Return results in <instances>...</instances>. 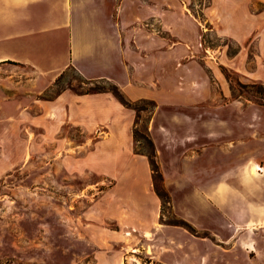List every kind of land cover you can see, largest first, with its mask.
Masks as SVG:
<instances>
[{
	"label": "rangeland",
	"instance_id": "1",
	"mask_svg": "<svg viewBox=\"0 0 264 264\" xmlns=\"http://www.w3.org/2000/svg\"><path fill=\"white\" fill-rule=\"evenodd\" d=\"M185 6L197 28L181 11L183 41L174 51L173 43L160 41L166 31L159 30L156 18L144 20V45L150 41L144 75L146 66L157 67L166 95L154 123H164L182 157L189 153V136L206 129L228 137L247 138L254 130L264 135L263 2L186 0ZM150 32L152 37L146 36ZM33 77L23 64H0V264H264V226L234 230L230 222L222 234L211 236L177 222L172 196L181 198L183 188L173 184L181 170L172 165L163 180L152 178L151 189L157 196V189L167 193V199L158 196L159 222L170 226L163 233L149 230L151 239L145 241L144 177L142 186L130 185L134 173L128 163L131 151H141L150 165L149 146L141 135L134 138L133 129L150 138L156 107L144 110L149 107L144 98H127L138 107H128L134 113L133 141L129 144L122 131L115 145L96 123L67 120L65 111L50 103L66 88L78 93L114 82L86 83L71 69L47 86ZM171 89L174 104L167 97ZM179 139L186 144L175 145Z\"/></svg>",
	"mask_w": 264,
	"mask_h": 264
},
{
	"label": "crops",
	"instance_id": "2",
	"mask_svg": "<svg viewBox=\"0 0 264 264\" xmlns=\"http://www.w3.org/2000/svg\"><path fill=\"white\" fill-rule=\"evenodd\" d=\"M185 1L152 0L149 4L148 0H0V64L14 61L25 65L31 69L33 81L42 86L52 84L72 66L87 80H111L130 100L157 101L148 132L161 174H167L168 165L181 170L174 176L173 184L183 188V196H172L171 203L178 217L195 233L204 231L211 236L222 234L230 222L234 230L262 227L264 135L260 131L254 130L246 138L206 129L189 136V153L182 157L180 148L173 149L164 123H154L160 120L158 110L166 95L157 83V67L146 66L144 75V59L150 54V41L144 45V20L156 18L159 30L166 31L160 41L173 43L174 51L177 43L183 41L181 11L184 10L186 23L197 28L185 12ZM247 1L254 4L257 0ZM259 1L264 4V0ZM144 11L150 12L146 18ZM146 36L152 37V33ZM144 47L149 52L146 56ZM172 90L167 94L169 104L175 103ZM50 103L65 111L67 120L96 123L115 138V145L119 144L122 131L128 143L133 141L134 113L111 92L76 93L66 88ZM176 141L179 147L186 144V139ZM128 150H132L131 145ZM128 169L134 173L128 181L130 185L142 186L144 177L141 205L147 241L151 239L146 236L149 230L163 233L170 225L159 222L160 199L151 190L152 174L146 156L131 151ZM203 216L210 217L207 224L199 220ZM191 235L206 237L192 232Z\"/></svg>",
	"mask_w": 264,
	"mask_h": 264
},
{
	"label": "trees",
	"instance_id": "3",
	"mask_svg": "<svg viewBox=\"0 0 264 264\" xmlns=\"http://www.w3.org/2000/svg\"><path fill=\"white\" fill-rule=\"evenodd\" d=\"M73 70L75 71V69L72 67V66H69L68 68H66L56 79L54 82L58 81L59 77L63 75V73L66 71V70ZM76 72V71H75ZM78 74V73H77ZM80 78L82 79V81L88 83V80L83 78L80 74H79ZM61 91V90H60ZM60 91L56 92V94H58ZM106 91H109V92H112L114 94V96L126 107H130V108H134L136 110H138V107L136 105H134L133 103H130L127 98L122 94V92L120 91L119 87H117L116 85L114 84H111V86H109V88H101L99 87L98 85L95 84V87H91L90 89L88 90H84V91H80L78 93H90V92H106ZM143 100V103L146 104V106L148 108H141V109H144V110H153V108L155 107V103L152 99H147V98H144L142 99ZM136 135H141V137L147 142L148 146H149V149H150V152L147 153L146 155L148 156L149 158V161H150V169H151V174H152V178H156L158 180H163L162 178V174L159 170V166H158V163L156 162L155 158H154V153H155V150H154V145L151 141V139L146 135V133L144 132H141L139 133L137 129H133V136L135 138ZM137 153H141V154H145V152H141V151H136ZM156 193L158 194V196L164 200V199H167L168 195L165 191L163 190H156ZM177 222H182L184 224H186L189 228L192 229V227L184 220L182 219H177ZM176 224V222H175ZM178 225V224H176Z\"/></svg>",
	"mask_w": 264,
	"mask_h": 264
},
{
	"label": "bare ground",
	"instance_id": "4",
	"mask_svg": "<svg viewBox=\"0 0 264 264\" xmlns=\"http://www.w3.org/2000/svg\"><path fill=\"white\" fill-rule=\"evenodd\" d=\"M258 169H259V167H258Z\"/></svg>",
	"mask_w": 264,
	"mask_h": 264
}]
</instances>
